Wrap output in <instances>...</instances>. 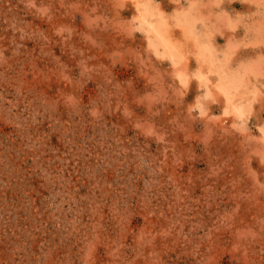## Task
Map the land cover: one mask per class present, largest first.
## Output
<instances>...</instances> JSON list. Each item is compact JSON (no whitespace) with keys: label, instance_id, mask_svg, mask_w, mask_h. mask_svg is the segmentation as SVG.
Wrapping results in <instances>:
<instances>
[{"label":"rangeland","instance_id":"374dc122","mask_svg":"<svg viewBox=\"0 0 264 264\" xmlns=\"http://www.w3.org/2000/svg\"><path fill=\"white\" fill-rule=\"evenodd\" d=\"M0 264H264V0H0Z\"/></svg>","mask_w":264,"mask_h":264}]
</instances>
